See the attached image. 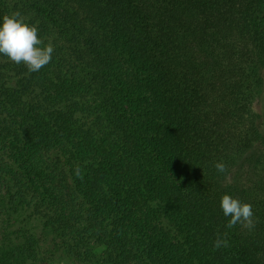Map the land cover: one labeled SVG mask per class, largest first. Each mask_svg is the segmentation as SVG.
<instances>
[{
	"label": "trees",
	"instance_id": "16d2710c",
	"mask_svg": "<svg viewBox=\"0 0 264 264\" xmlns=\"http://www.w3.org/2000/svg\"><path fill=\"white\" fill-rule=\"evenodd\" d=\"M16 12L54 51L33 73L0 55V264H264V0H0Z\"/></svg>",
	"mask_w": 264,
	"mask_h": 264
},
{
	"label": "clouds",
	"instance_id": "9594fccd",
	"mask_svg": "<svg viewBox=\"0 0 264 264\" xmlns=\"http://www.w3.org/2000/svg\"><path fill=\"white\" fill-rule=\"evenodd\" d=\"M41 44L37 27L25 23L19 12L3 17L0 23V55L6 56L17 65L23 64L29 73L38 72L50 63L54 51L51 44L40 47ZM214 167L220 173L227 172V167L222 162L216 163ZM220 207L223 215L230 217L227 228L231 229L237 224L249 230L255 227L251 204L242 203L239 199L225 194L221 198ZM226 237L227 233L223 236L217 233L214 249L227 248L229 245Z\"/></svg>",
	"mask_w": 264,
	"mask_h": 264
},
{
	"label": "rangeland",
	"instance_id": "374dc122",
	"mask_svg": "<svg viewBox=\"0 0 264 264\" xmlns=\"http://www.w3.org/2000/svg\"><path fill=\"white\" fill-rule=\"evenodd\" d=\"M22 218H19V220L17 221V225L15 227H13L12 232L14 233L13 235L18 234V229H22L21 226L19 225H23V220H21ZM17 229V230H16ZM30 233H34L33 228L29 227ZM19 235V234H18ZM42 247V245H40ZM60 249V250H59ZM59 249L53 253H48L47 254H43L42 250H41V254L43 255L44 259L40 262V264H88L86 262H83L81 260H79L78 258H76L75 256H72L70 254V251H65L63 249V247H59ZM102 251L101 248L97 249L96 252L97 254H100ZM96 261L92 262L95 263Z\"/></svg>",
	"mask_w": 264,
	"mask_h": 264
}]
</instances>
